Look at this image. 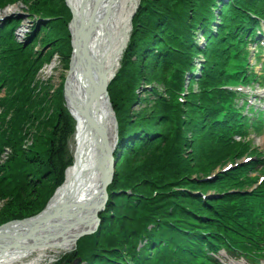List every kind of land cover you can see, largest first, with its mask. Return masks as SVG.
Masks as SVG:
<instances>
[{
  "label": "trees",
  "instance_id": "16d2710c",
  "mask_svg": "<svg viewBox=\"0 0 264 264\" xmlns=\"http://www.w3.org/2000/svg\"><path fill=\"white\" fill-rule=\"evenodd\" d=\"M15 1L0 0V9ZM24 1L40 17L61 15L63 18L46 21V24L41 22L48 33L42 37L45 43L39 50L34 45L36 35L32 43L13 38L6 41L0 36V77L7 74L5 94L0 96V153L5 148L10 149L8 158L0 163V198L14 200L0 212V224L38 213L62 183L64 171L72 162L67 145L74 132V122L63 105L62 85L48 97L46 86L43 85L41 91L36 78L47 54V50L43 51L47 44H55L57 47L53 49L69 58L66 26L70 15L63 0ZM150 1L153 13L146 7L135 17L138 26L124 54V71L121 70L110 87L120 126V145L115 178L109 187V205L101 215L102 225L95 235L81 238L77 250L57 264H67L77 256H82L86 264H197L184 261L188 250L195 242L205 244L203 234L210 235L214 226L218 227L215 218L225 226V217L235 211L234 208L221 209L218 200L215 214L211 207L201 208L200 203L197 206L189 194L183 193L181 199L178 193L171 191L175 179L179 178L181 185L187 184L190 175L212 172L216 169L215 163L223 159L218 146H212L214 151L200 143L192 146L183 140L184 126L201 125L203 129L202 122L206 120L200 110L202 103L197 101L209 106L207 93L193 94L186 104L179 106L172 103L170 91L163 95L156 92L160 101L152 111L136 115L131 112L132 102L139 98L137 88L148 80L145 72L157 75L148 80L149 86L170 84L168 74L173 71L179 77L182 74L181 80L184 71L195 67L194 57L208 52L195 43L198 29L201 28L218 49L224 46L220 35L229 24L233 5L225 4L229 10L223 13L220 35H215L210 25L216 18L215 0ZM234 3L241 6V0ZM17 23V19L7 20L5 27L12 29ZM54 36L58 37V44L53 42ZM12 52L16 54L11 56ZM45 57H51V53ZM207 59L210 61L211 57ZM152 90L157 88L153 86ZM172 109L176 110L173 116L177 117L179 125L173 130H178L167 134L163 130L162 136L143 138L147 132L160 133L163 124L176 126L170 117ZM44 120L50 125H44ZM135 130L142 131L140 136L130 139ZM28 135L32 137L29 144ZM121 149L123 155L119 156ZM241 150L236 148L232 153L229 150L228 154ZM17 178L18 181L14 180ZM201 184L205 188L212 187L210 182ZM156 191L160 194L154 195ZM166 191L168 196H164ZM186 195L189 197L184 202ZM198 212L210 216H197ZM141 242H144L142 246Z\"/></svg>",
  "mask_w": 264,
  "mask_h": 264
},
{
  "label": "bare ground",
  "instance_id": "6f19581e",
  "mask_svg": "<svg viewBox=\"0 0 264 264\" xmlns=\"http://www.w3.org/2000/svg\"><path fill=\"white\" fill-rule=\"evenodd\" d=\"M67 1L74 11L75 20L71 25L73 30L75 27L81 30L89 17L94 15L97 6L109 5L108 16L104 20L105 26L97 27L90 42V47H94L95 44L96 53L94 60L90 59L91 67L84 77L86 80L84 86L90 92L91 104L102 106L101 100L107 91V85L102 83L101 93L95 90L94 85L98 86L104 79L108 84L112 79L122 52L117 54L118 50L114 51V48H118L122 42L124 49V42L127 39L125 33L123 34V25L127 27L136 7H143L144 4H139L140 0H101L100 4H97V0ZM152 8L153 6L149 7L151 13ZM115 41L118 43L115 44ZM81 64L76 68V73L83 76V70L85 73L88 67L85 66V60L81 59ZM78 82L73 74L70 75L65 89L68 106L77 120L78 135L75 136L74 146V150H78L77 160L76 164L67 170V180L51 202V206L58 204L55 215L48 220L43 218L48 212L37 215L34 221H43L37 227L32 223H14L0 230V248L17 239L13 252L6 255L0 252V264H46L62 253L70 252L80 233L92 228L93 223L84 219L95 213L96 204L90 207L87 203L94 199L100 185L101 146L90 126L91 118L84 102L86 94L81 93ZM92 115L95 117L94 113ZM99 121L102 122L101 119ZM104 125L109 128L108 134L111 135L108 138L110 137L111 145L114 147L115 132L112 121L109 122L108 119ZM262 141L264 142V139Z\"/></svg>",
  "mask_w": 264,
  "mask_h": 264
},
{
  "label": "rangeland",
  "instance_id": "374dc122",
  "mask_svg": "<svg viewBox=\"0 0 264 264\" xmlns=\"http://www.w3.org/2000/svg\"><path fill=\"white\" fill-rule=\"evenodd\" d=\"M2 15L3 16L7 15L11 19L20 20L21 25L15 29V32L17 33V37L20 41L27 40V41H31L32 43L34 40H29L28 38L36 35L35 37L38 38L36 41L37 44H34L36 47V50H39L40 45L45 43V40H43L42 37L46 35V33H48V30L43 29L41 27V20L43 18L39 17L40 15L39 13H35V12L33 13L30 10V8H28V4L25 3L24 0H16L15 2H12L11 4H9L4 10L0 11V16ZM44 23L46 24L47 22H44ZM50 36H51V33L49 35V38ZM198 37H200V41L203 42V39H201V37H204V35L202 34L201 30L198 31ZM53 38H54L53 42L58 44L59 41L58 39H56L58 37L54 36ZM54 46L56 45L49 43L43 48V51L47 50L45 53L48 54L50 52L52 57H49L51 58L49 59L45 57L47 54L44 56L45 65L41 67V70L39 71V75L37 78L38 82L41 84L39 87L41 91L43 90V88L41 87H43V85L46 86V89L50 93L48 97H51L52 93H55V91L59 88V85L63 83L64 76L67 73V69H68V65H67V62L69 59L68 56L67 55L64 56L62 53H60V51L54 50L53 49ZM121 69L124 71V65H122ZM158 72L159 71H157V73ZM144 75L145 77L148 78V80H152L153 78L157 77V75H154L153 73L148 72V71L147 73L145 72ZM148 80L143 81L144 82L143 88L138 91L139 98H135L134 101L132 102L131 112L133 113V115H136L137 112L139 113L141 112L144 114V111H148V112L152 111L154 107L158 104V102L160 101L158 100L157 96H155V93L163 90L164 87L162 83L154 85L150 82V84L152 85L149 86L147 84ZM151 86L157 87V90H152V88H150ZM2 93H3V90L0 92V94ZM45 105L47 107L49 104L46 103ZM48 110L46 112H48V115L51 116L52 111L50 110V107ZM44 116H45V110L43 113V118ZM59 124L61 125V123ZM44 125L48 126L50 125V122L45 121ZM66 129H67V126L65 127V130ZM252 134L253 135H251V138H250V140L252 141V144L261 146L262 149L264 150V142L262 141L264 139V127L259 126L257 129H255L252 132ZM27 138H28L27 144L31 143L32 142L31 135H28ZM69 142L70 143H68L67 149L69 151L71 150L72 152H74V146H75L74 132H73V136L71 135L69 137ZM9 152H10L9 149H6V152L0 153L1 162L5 161L8 158ZM9 176L12 177L10 174ZM14 180L18 181V178ZM12 202H14L13 199L9 200V198H5V199L0 198V212L4 210V207L9 206ZM226 255H227L226 253L221 252V254L219 255L220 259L227 260Z\"/></svg>",
  "mask_w": 264,
  "mask_h": 264
},
{
  "label": "water",
  "instance_id": "95a60500",
  "mask_svg": "<svg viewBox=\"0 0 264 264\" xmlns=\"http://www.w3.org/2000/svg\"><path fill=\"white\" fill-rule=\"evenodd\" d=\"M100 1L101 0H97L99 4L101 3ZM102 8L103 7H99V6L96 8L94 15L90 16L88 22H86L83 25L81 30H79L78 27H76L78 31L75 30L76 28L74 29L75 34L72 36L73 52L71 55L70 67H69V70H68V73L66 75V79L64 82V90H65L67 87V82H68L70 75L73 74L74 79L79 81L78 83L80 84V87H81V93L86 94V99L84 102H85L86 109L88 110V113L91 118L89 120L90 126L93 128L94 135L97 139V142H99L101 146V160H100V166H99L100 172H101L100 188L98 190L97 197L94 198V202L97 203V209H96V212L93 214V216H91L90 220L92 222L98 219V212L102 210V208L106 204V201L108 199L107 186L109 183L112 182L114 178L115 165H116V161L114 160V148L111 145L110 137L108 138V136H110V133L108 134L109 128L107 129V127L104 125V122H107L108 119H109V122L112 120V118H113V121L115 119L113 108L109 100L108 92L107 91L104 92V95L101 100L102 106L100 104L93 106L90 102V92L88 91L87 87L84 86L86 82L84 77L87 75V72H89L90 67H91L90 59L93 61L94 55L96 53L95 44H94V47H90V42L93 38V35L96 32L97 27L105 26L104 20L108 16L107 9L103 10ZM105 8H109V7L106 6ZM130 20H129V24H130ZM72 22H74V17L72 19ZM114 43L117 44L118 42L115 41ZM122 46H123V43L121 42L118 48L117 47L114 48V51L118 50L117 54H119L122 50L121 49ZM81 59L85 60V63H86L85 66L88 67L87 69H85V73L83 70V76H80L79 74L76 73V68L82 65ZM102 83L105 86L107 85V82H105V79L101 81V83L98 86L94 85V88L95 90H98V93H101ZM92 113H94L95 117H93ZM99 119H101L102 122H100ZM115 127H117V123H115ZM53 199L49 202V204L53 201ZM55 210H56V206L55 207L50 206L48 208V212H49L48 215L50 214H51L50 216L54 215ZM14 223L15 221H11L1 226L0 228L3 229L5 226H10ZM41 223H43V221H36L35 226H39V224ZM16 242H17V239H13V241L6 244L5 247L7 248L13 247L15 246L14 244ZM5 247L0 248V249L5 250L4 249Z\"/></svg>",
  "mask_w": 264,
  "mask_h": 264
}]
</instances>
